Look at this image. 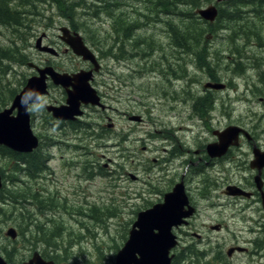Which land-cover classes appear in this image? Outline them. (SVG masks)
<instances>
[{
	"label": "rangeland",
	"instance_id": "obj_1",
	"mask_svg": "<svg viewBox=\"0 0 264 264\" xmlns=\"http://www.w3.org/2000/svg\"><path fill=\"white\" fill-rule=\"evenodd\" d=\"M137 3L133 8L138 10L136 13L125 4L118 9L126 16L120 21L125 26L133 22L137 28L129 30L122 40L127 50L125 59L113 62L106 57L105 42L112 46L114 31L121 32L122 29L119 26L118 30L113 29L105 12L99 16L79 15L82 9L78 7L74 9L75 13L69 14L67 4L62 0H9L10 9L21 11V23L0 22V54L6 56H0V110L11 105L12 91L19 93L27 78L35 73L29 62L39 65L49 59L61 62L63 70L77 68L80 64L78 57L62 53L66 52L67 44L57 34L60 33L58 27L63 25L84 35L99 55L106 72L100 76L101 87L115 86L116 93L112 92L114 96L109 102L111 107L117 108L109 113L114 125L109 131L103 129V134L94 127H85L90 131L80 128L81 132L77 131L76 135L68 132L67 126L62 134L53 129L58 144L53 143L47 149L39 142L37 148L42 161L35 165L37 169H32V174L23 170V162L0 154L3 182L0 190L11 191L6 193L8 197L11 195L9 200L0 199V254L10 249V260L14 263L28 260L35 251L46 258L51 256L48 252L51 253V248L39 241L41 236L47 238L45 235L34 237L33 244L27 242L32 239L28 234L36 229V220L44 222L45 214L49 212L47 215L50 217L52 213L61 225L58 241L62 246L67 245L66 250H62L63 247L56 249L58 254L61 253L59 264H112L137 212L161 200L163 193L171 189L185 169L177 161L170 165L153 161V158H162L161 154L165 152L162 147L172 148L155 138L158 135L156 127L172 126L177 139L193 151L199 140L210 137L205 127L201 128L202 124H243L255 128L257 137L264 143V3L247 0V4L241 5L246 12L243 18L235 21L236 27L232 31L219 28L213 37L211 32H206L205 36L210 35L206 39L207 50L178 46L170 28L185 22L165 11L155 12L145 0H137ZM199 4L196 8L185 4L180 8L195 12L209 3ZM222 5L235 12L228 4ZM38 37H41V46L59 48L61 56L54 58L52 52L46 54L36 48ZM207 81L224 82L225 87L205 89L203 85ZM54 100L64 102V96L57 88L41 102ZM126 109L133 111L130 112L132 115H141L144 121H132L117 112ZM87 116L88 112H85L79 118L91 122L97 113ZM41 126L40 112L32 113L31 128L35 134L43 133ZM116 134L122 137L120 146H114L112 140L106 139L108 135ZM173 146L179 148L176 143ZM224 163L229 165L224 167V174L233 177L236 170L233 164ZM240 165L237 173L247 174L248 164L243 161ZM39 168L42 169L37 171ZM93 171L95 175L89 176ZM130 173L137 175V180L130 179ZM217 176L219 174L213 170L199 177L186 176V185L200 211L194 219L196 229L204 233L206 227L203 224L217 221L227 224L221 231H206L210 239L208 246L215 247V252L219 248L225 251L234 241V234L242 240L258 236L248 230L255 226L253 222H247L251 219L250 212L239 211V205L227 204L221 197L211 199V205L210 201L199 198L202 193L200 180ZM20 195H24L26 202L23 204ZM38 201L42 202L41 206ZM258 214L262 215V212ZM9 229L17 232L16 238L7 233ZM20 230L24 235L19 234ZM183 238L185 243L191 240L189 235ZM263 253L264 242L261 240L253 244L249 253L235 255L231 260L235 264H264ZM214 256L215 253L209 254L208 260L222 264Z\"/></svg>",
	"mask_w": 264,
	"mask_h": 264
},
{
	"label": "flooded vegetation",
	"instance_id": "obj_2",
	"mask_svg": "<svg viewBox=\"0 0 264 264\" xmlns=\"http://www.w3.org/2000/svg\"><path fill=\"white\" fill-rule=\"evenodd\" d=\"M125 2H126L125 5L127 6L128 4L130 5L129 8L132 12L133 11L132 5L134 2H137V0H126ZM69 29L71 34H73L74 32L79 33L75 29H71L70 27ZM80 35L82 37L84 44L95 54L97 64L95 63V61L92 62L90 60H84L82 57L74 54L73 51L67 46L64 48L66 52L63 51L62 53L64 54L70 53L73 54L75 57H78V59H80L79 60L80 64L76 66L77 68L73 67L68 70H63L61 68L62 67L61 62H53L49 59H45L44 62L40 63L39 65L35 63L29 65L31 68L35 70V73L32 75H37L36 67L44 68L47 66H51L55 71L59 73H66L67 75L72 77L71 83L65 87H63L60 84H55L49 75H46L45 77V91L39 95L40 100L38 102V104L43 105V109L42 111H40L41 123H42L41 128L43 133L35 134L32 128L31 130L33 134L37 137L38 144L41 141L42 143L45 144L47 149H49V147L53 143L58 144L56 142V139L53 137V133H52L53 129H56L60 134H62L64 132L63 128L67 126L68 132L71 131L76 135V132L80 131L79 130L80 128L88 129L85 127H94L95 131L98 128L97 132L103 134L102 132L103 129L109 131V129L114 125L113 118L109 115V113L111 114V112L117 110V108H115L113 105H112L113 107H111L110 105L111 98L114 96L112 95V92L116 93L115 86L113 87L111 85L105 86L107 89L105 87L104 89L101 87L102 85L100 83H102V81L100 79V76H102L103 73H106L103 71L104 69L103 63L99 58V55L95 52L93 46L87 41V38L82 34ZM57 36L59 37L60 40H62L65 43V41L60 38V34H57ZM43 45L47 47L51 46L45 44ZM52 48L55 50V52H52L54 58H58L59 56H61V51H59V48L58 49L56 47H52ZM104 51L106 52V57L110 58L111 61L125 59L122 52H119V50L114 45L110 46L108 42H105ZM42 52L46 54L49 53L48 51H42ZM77 73H85L87 75L86 84H88L91 88H93L95 90V93L99 97L98 98L99 103L96 104H91L90 102H84V101L79 102V109L82 112L79 116L85 114V112H88L89 116H91V113L94 112L97 113L96 116L97 118L94 117V119H92L91 122L89 120L82 121L83 119L79 118V116L74 117L73 119L57 118L53 115L52 110L49 109L50 106L61 107L62 105L66 104V99L68 95L67 91L73 88L72 84L75 83L73 75ZM104 75L105 77L106 76L108 77L107 74ZM96 77H99L98 81L96 80ZM103 83L106 84L107 82L103 81ZM53 88H57L58 90L61 91V95L64 96V102H59L54 100L53 102L47 101L43 104L41 102V99L47 97L49 93H51ZM37 101H31V102L37 103ZM117 112L129 118V120L136 122L144 121L142 117H140V120H133L131 116H138V115H132L130 112L133 111H129L128 109L122 111L118 110ZM28 114H29V124L31 127L32 113L28 112ZM100 118L102 120H97ZM236 125H238V127L240 128L236 143L230 144L226 148L225 152L220 156H211L207 150V145L210 143L218 142V132L222 131L227 125L209 126L206 124H202L201 128L205 127L206 132L210 133V137L208 138L207 136H205L203 141L199 140L194 151L191 150V148H189V146L186 145L185 143L183 144V142L179 138L177 139L176 135L173 132L172 126H163L162 129H159L157 127L155 128V132L158 133L157 137L155 138L159 139V141L163 143L162 145L168 143L169 145L172 146V148L171 150H168V148L162 147L163 150L165 151L164 153L167 154L163 153L161 154L162 157L161 159L157 160V158H153V161L154 162L161 161L169 165L174 164L177 161L180 165H184L185 169L181 173L179 180H177L174 183V185H172L171 189L163 193L162 199L151 203L149 207L153 206L156 203H160L163 200L166 193L172 191L176 186H180L182 187L181 189L184 191V194L187 197L188 205L193 208L192 213L184 218L185 222L182 225L177 226L173 230V233L176 236L177 244L175 245V247L172 249L171 252L172 254L171 264H219L217 260L215 262L213 261V259L208 260L209 254H214V253L215 256L213 258L220 259L222 264H235L233 260H231L235 255L249 253L250 248L253 246V244H257L261 240L262 242H264V165L262 166L259 165L258 163L259 161L257 160L258 156L264 155V143L260 141V139L257 137L255 128L253 129L252 127H247L243 124H236ZM99 138L105 139L102 136H100ZM121 138L122 137L117 134L108 135L106 137V139L113 141L112 145L114 146L121 145V141H122ZM175 143L179 145V148L177 146L175 147L173 146V144ZM38 146L39 145H37V147ZM37 147H35L33 150H35ZM143 147L146 148V146ZM32 151L30 152L13 151V152L31 154ZM223 161L233 164L234 169H236L234 170L233 177L224 174V167H227L229 165L225 163L223 165ZM243 161L244 163L248 164L249 167V171L247 172V174L237 173L238 166H241L240 164ZM47 169L49 170L48 166ZM210 170H213L215 173L219 174V176L215 178L210 177L200 180V185L202 186L200 190L202 191V193H199V198L205 199L206 201H210L211 199L221 197L222 200H224V202L227 204L233 203L235 204V206L239 205L238 206L239 211L250 212L252 214L250 216L251 219L247 220V222L249 221L253 222L255 226L248 227L249 232L258 233V236H256L254 239L251 240L250 237L247 240H245L244 238L242 240L240 238L241 236L234 234L235 237L234 241L232 242V244L228 245L225 251L223 250V248H219L218 251L215 252L214 251L215 247L208 246L210 239L206 231L209 232L221 231L224 229L225 226L227 227V224H225L222 221H217L215 223L203 224V226L206 227L204 233L197 230L195 227L194 219L200 214V211L195 199L193 198L190 187L186 185V176L198 175L199 177L202 175H206L207 173H209ZM94 173H95L94 171L90 172L89 176L95 175ZM128 177L132 180H137L138 178L137 175H131V173L128 174ZM210 189L212 190L210 191ZM231 192H236V193H231ZM212 203L213 202L210 201L209 205H211ZM185 209H187V206H185ZM259 211L262 212V215L258 214ZM244 231L246 232V230ZM181 234H183V236L189 235L191 237L190 238L191 240L188 243H185L184 238L183 236H181ZM263 258H264V253H263Z\"/></svg>",
	"mask_w": 264,
	"mask_h": 264
},
{
	"label": "water",
	"instance_id": "obj_3",
	"mask_svg": "<svg viewBox=\"0 0 264 264\" xmlns=\"http://www.w3.org/2000/svg\"><path fill=\"white\" fill-rule=\"evenodd\" d=\"M221 1L225 0H216V3ZM197 13L204 19L213 21L217 15V9L214 4H209L206 7L199 8ZM60 31V38L69 45L76 55L81 56L84 60L95 61L97 64L94 53L84 44L79 33L74 32L71 34L65 26L61 27ZM35 46L43 51L55 52L53 48L41 46V37H38ZM36 68L38 75L29 77L25 87L14 96L12 104L0 110V145L13 151L30 152L38 145V139L30 128L29 114L25 105L21 103L23 94L26 91H31L35 94V97L34 99L30 97V102L37 101L39 95L45 91L46 75H49L55 84H60L63 87L71 83L72 77L66 73L55 71L51 66ZM73 78L75 83L72 84L73 88L67 91L66 104L61 107H49L57 118H74L75 115L80 114V101L90 102L91 104L99 103V97L95 90L86 84L87 75L85 73L74 74ZM204 86L221 89L224 84L206 82ZM15 110L16 113L13 114ZM131 118L140 120L139 115L131 116ZM239 130L240 128L237 125H229L218 132V142L207 145L209 154L211 156L222 155L230 144L236 143ZM257 160L259 165H264V155L258 156ZM1 186L0 175V188ZM181 188L176 186L172 191L165 194L162 202L138 212L137 218L129 230L128 238L115 254L113 264H170L169 252L176 244V236L172 233V228L185 222L183 217L189 216L193 211V208L188 205L187 197ZM185 206H187V209H185ZM7 233L11 237H16V232L13 229H9ZM0 264L13 263H7L0 256ZM22 264H53V262L45 261L35 251L32 257Z\"/></svg>",
	"mask_w": 264,
	"mask_h": 264
},
{
	"label": "trees",
	"instance_id": "obj_4",
	"mask_svg": "<svg viewBox=\"0 0 264 264\" xmlns=\"http://www.w3.org/2000/svg\"><path fill=\"white\" fill-rule=\"evenodd\" d=\"M121 1L122 3H119L116 0H62V2L67 4L66 11L69 14L75 13L74 9L78 7L82 9L79 15L91 14L94 16H99L100 14L102 15V13L105 12L106 15H108L112 21V28L118 30L117 27L119 26L122 29L121 32L114 31L115 36L112 45H114L119 50V52H122L123 56L125 57L127 50L125 49V45L123 44L122 40L127 34V32H129V30L133 31L137 26L133 22H131L130 26H125L123 24V21H120L121 18L126 17L124 11L118 12V9L122 8L123 5L126 3V0ZM212 1L213 0H145V3H147V5H150L155 12L165 11L167 13L174 14L179 17L178 20H181V22L186 23L182 25H175L170 28L173 41H175L178 46L195 50H197V48L200 49V47H204V49L206 48L207 50L208 42H206V39L210 37V35H208V37L205 36L206 32H211L213 37L219 28L229 29L230 31H232L234 27H236L235 21H239L241 18H243V14L246 12L242 10L240 6L243 4H247V0H228L225 2H221L219 3L221 8L219 7L218 13L213 21H208L200 18L197 13L193 12L192 10L185 11L180 8L184 4L189 5L191 8H196L201 5L199 3H211ZM257 1L260 4L264 3V0ZM113 3L115 4L113 5ZM222 4H228L230 7H233L235 9V12L230 11V9L228 8L226 10ZM136 5H138V3L134 2L132 7L134 8ZM128 6L130 7L129 4ZM137 11L138 10L133 9L132 12L136 13ZM230 21H233L234 25L230 24ZM0 22L4 24L11 23L14 25H18L21 23V11H14L10 9L9 0H0ZM0 56L6 58V56H4V53H1ZM14 94L15 91H12V95L10 96V98H13ZM38 150L39 148H36L32 151L31 154H24L16 153L6 147L0 146V154L7 155L8 157L14 159L16 162H23V170L26 173L30 172V174H32L31 171L35 168V165L37 166L42 161L41 154L40 152H38ZM36 169L37 167L35 168V170ZM41 169L42 168H39L37 171ZM10 192V190L6 189L0 190V199L9 200V198H11V195L10 197H8V194L6 193ZM20 196V202H22L23 204L24 202H26L24 200V195ZM38 205L41 206L42 202L38 201ZM47 214H49V212L45 214L44 222H38L36 220L34 224L36 225V229L33 228L31 231H29L28 234V236H31L32 239L28 240L27 242L33 244L35 243V240L33 239L34 237H40L41 235H45L47 238L41 236L39 241L45 243L46 246L51 248V253L50 250L48 251L51 255L49 258L54 260V264H59V258H61V253L58 254L56 252V249H61L63 247L62 250H66L67 245L62 246L60 241H58V238L61 234L59 232V229L61 228L59 220L52 213H50V217ZM19 234L24 235L23 230H20ZM50 238H52L54 241L50 240ZM5 254L4 255L6 256V258L10 260V249H6ZM63 258H65V256Z\"/></svg>",
	"mask_w": 264,
	"mask_h": 264
},
{
	"label": "clouds",
	"instance_id": "obj_5",
	"mask_svg": "<svg viewBox=\"0 0 264 264\" xmlns=\"http://www.w3.org/2000/svg\"><path fill=\"white\" fill-rule=\"evenodd\" d=\"M30 97H32L33 99L35 97V94L31 91H26L21 97V103L25 105L26 111L29 113H38L42 111L43 105L30 102Z\"/></svg>",
	"mask_w": 264,
	"mask_h": 264
},
{
	"label": "bare ground",
	"instance_id": "obj_6",
	"mask_svg": "<svg viewBox=\"0 0 264 264\" xmlns=\"http://www.w3.org/2000/svg\"><path fill=\"white\" fill-rule=\"evenodd\" d=\"M214 5H215V7H216V9H217V11H218V6H220V5H219V2H218V3H215ZM24 32H25V31H24ZM200 108H201V107H200ZM50 131H51V130H50ZM57 132H58V131H57Z\"/></svg>",
	"mask_w": 264,
	"mask_h": 264
}]
</instances>
